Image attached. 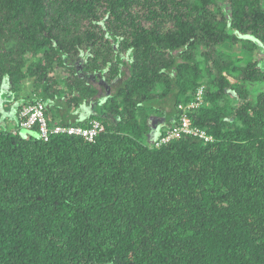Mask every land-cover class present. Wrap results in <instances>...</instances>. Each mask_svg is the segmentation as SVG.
<instances>
[{
    "label": "trees",
    "instance_id": "16d2710c",
    "mask_svg": "<svg viewBox=\"0 0 264 264\" xmlns=\"http://www.w3.org/2000/svg\"><path fill=\"white\" fill-rule=\"evenodd\" d=\"M4 84L0 264H264V0H0Z\"/></svg>",
    "mask_w": 264,
    "mask_h": 264
},
{
    "label": "built area",
    "instance_id": "2783aa9c",
    "mask_svg": "<svg viewBox=\"0 0 264 264\" xmlns=\"http://www.w3.org/2000/svg\"><path fill=\"white\" fill-rule=\"evenodd\" d=\"M201 91L196 95V102H199ZM198 104H191L188 106L189 109L197 107ZM19 126L25 130L37 129L38 136L44 141H48L51 136H73L79 137L87 142H93L95 137L104 130L102 124L98 121H92L86 128L75 127V126H61L54 124L51 127L48 126V121L45 116V105L39 100L32 105L23 107L19 112ZM195 136L199 139L208 142L211 140L204 131L198 130L192 126L190 120L185 116L181 115L179 125L167 130L164 137H162L156 146L167 144L169 141L174 139H180L184 136Z\"/></svg>",
    "mask_w": 264,
    "mask_h": 264
},
{
    "label": "rangeland",
    "instance_id": "374dc122",
    "mask_svg": "<svg viewBox=\"0 0 264 264\" xmlns=\"http://www.w3.org/2000/svg\"><path fill=\"white\" fill-rule=\"evenodd\" d=\"M238 47L237 46H235L234 47V53L235 54H237V52H238ZM253 56H254V58L255 59H258V60H260L261 58H263V56L262 55H260V54H258V52H254V54H253ZM60 71V72H59ZM59 71H57V72H54V74L56 75V76H60V77H63V72H61V71H63V70H59ZM54 75V76H55ZM228 79H229V81L232 83V82H234V80L232 79V78H229L228 77ZM250 89H256V87L255 86H252ZM29 91H30V81H25L24 82V85H23V90H22V92H21V94H20V96H26L28 93H29ZM199 91H201V95L200 96H202V88H200V89H198L197 90V93H196V95L198 94V92ZM9 91H8V85L7 84H4V86H3V90H2V95L0 96V103L2 104V102H4V96H5V98H8V96H9V93H8ZM4 94V95H3ZM11 95V94H10ZM12 98H14V99H16V97L14 96V95H12ZM99 99H103V93H100V97H99ZM11 103H13V101H11ZM89 111V110H88ZM79 114L81 113V111L80 110H78L77 111ZM5 126L7 127V128H9V129H11V128H13V123H12V121H9V120H6L5 122ZM154 131V128H152L151 127V129H150V132H153Z\"/></svg>",
    "mask_w": 264,
    "mask_h": 264
},
{
    "label": "crops",
    "instance_id": "0c3cea01",
    "mask_svg": "<svg viewBox=\"0 0 264 264\" xmlns=\"http://www.w3.org/2000/svg\"><path fill=\"white\" fill-rule=\"evenodd\" d=\"M86 112H87V111H86ZM82 113H83V112H81V114H80V115H83Z\"/></svg>",
    "mask_w": 264,
    "mask_h": 264
}]
</instances>
